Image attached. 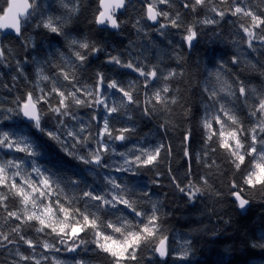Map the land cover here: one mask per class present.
I'll return each mask as SVG.
<instances>
[{"label":"trees","instance_id":"obj_1","mask_svg":"<svg viewBox=\"0 0 264 264\" xmlns=\"http://www.w3.org/2000/svg\"><path fill=\"white\" fill-rule=\"evenodd\" d=\"M151 0L128 1L125 10L117 14L121 22L119 29L110 27L103 28L97 25L95 17L98 12V0H78V11L69 14L61 5V0H37V12L23 25L22 36L4 35L0 31V46L5 47V60L0 63V109L15 107L17 97L23 99L26 92H33L36 95V71L38 67L44 69L45 74L57 80V86L61 90L71 88L67 81L57 76L60 68L71 73L72 64H76V81L89 87L96 84L97 73H103L105 84L110 80H117L122 86L134 83L133 97L137 104L128 105L126 112L131 116L120 115L116 117L115 127H133L134 131L128 133L130 139L125 142L117 141L115 148L119 152L131 149L130 144L141 143V147L155 146L164 143L171 146V155L168 156L162 151L155 166L140 167L129 172H117L114 169L97 168L94 165H86L69 155L61 144L49 138L46 134L37 132L35 129L23 128L31 139L37 144L36 151L39 155L28 156L24 152L12 151L20 156L25 162L23 172H30L35 163L36 166L46 173L54 175V179L60 180V187L69 198L76 197L77 203L74 207L84 210L85 198L82 193L85 190L101 192L106 190L105 177L112 176L122 185H127L136 191V199L140 202L139 207L148 210L152 202H158L159 215L161 216V228L163 235L170 237V256L168 259H161L152 251L153 244L142 246L137 253V260L129 264H264V186L257 185L251 188L243 184L247 171L251 168L252 157L246 156L245 163L240 170H236L231 163L229 154L217 144L213 136L211 142L205 145V129L202 127V119L206 109L212 107L213 102L209 98V91L219 89L216 73H220L223 80H226L235 90L239 82H243L246 89H256L257 95L248 93L247 97L225 96L222 102H227L237 115L245 129L250 128L254 121L249 116V111L256 103L258 96H264V46L254 41L253 51L245 43L246 35L240 29L241 23L247 26L248 18L226 15L214 25H202L196 23L206 16H212L209 11L211 5L198 8L196 12L183 7V0H172L171 7L159 5L160 10L168 11L170 14L180 13V28L171 26L158 31L159 23L165 22L160 17L158 23H153L145 18L147 4ZM218 7L228 8V4ZM248 7H251L258 15H264V0H245ZM8 6V0H0V16ZM71 6V4H70ZM48 16L58 18L55 22L62 28V34L50 32L41 24ZM139 21V25H137ZM190 24H196L197 37L192 41L191 47L183 39L185 29ZM40 25V26H37ZM142 28V31H138ZM258 34L260 29L256 30ZM163 33V34H161ZM87 40L91 46L101 49L99 52L88 55L83 65L75 61L74 51L79 50L72 46L70 41ZM34 45V47H33ZM82 51V50H81ZM109 55H119L122 61L133 60L138 66H143L147 72L155 66L158 69L159 81H153L147 88L143 86V77L131 69L119 67L107 62ZM233 57L237 63H233ZM17 61L23 67V74L16 71ZM71 62V63H70ZM178 74L163 80L170 71ZM13 77H17L13 80ZM167 83L171 91L169 96H176L177 103L169 105L170 110H161L156 105V111L150 115L143 114V102L145 93L151 94L154 86L160 87ZM7 85V87H5ZM41 87H50L48 82H41ZM108 95L113 96L112 91ZM120 93H115L113 99L119 101ZM246 100V102H245ZM50 102L58 103L57 96L53 94ZM40 107L47 112V106ZM78 115L87 122L92 109L81 107ZM8 113L0 112V117ZM98 115L103 116V111ZM222 119L225 117L221 116ZM27 124L22 117L13 114L10 119L0 123L3 128H19L21 124ZM65 123L72 126L76 121L65 119ZM230 123V122H229ZM42 127L55 131L57 128L55 118L49 113L42 121ZM112 119L110 118V126ZM163 125V127H161ZM214 129L219 125L213 121ZM101 125L93 123L90 131L96 135ZM191 132L188 141L185 136ZM115 134V133H114ZM61 139H64L61 136ZM247 148L249 139L242 137ZM71 143V142H69ZM135 146H137L135 144ZM89 147H94L90 143ZM187 147L192 154L191 173H189V160L184 155ZM207 149L215 148V152L203 153ZM69 151H72L69 148ZM83 154V149L76 150ZM201 159L198 161L196 156ZM119 156H105V162L114 164L120 161ZM215 161L212 168L205 167V163ZM171 169V172L169 171ZM22 172V174H23ZM172 177L181 186L187 184L191 179L195 184L201 186L202 194L197 195L193 200L180 192L173 183ZM201 177L207 178V186L203 185ZM17 183L21 181L16 178ZM32 179L39 178L32 173ZM75 182V183H74ZM235 182L237 189H233ZM242 188L241 195L249 200L246 209H240L238 202L232 192ZM148 192V196L142 195ZM55 200V196L52 197ZM7 204L9 211H19L21 205L18 198L10 197ZM61 203H67L61 197ZM53 207H56L53 204ZM122 212L130 219L134 214L123 205L118 209H108L101 213V219L112 218L113 212ZM6 216L3 208H0V217ZM19 222L9 220L4 223L0 219V231L8 232ZM36 223L31 226L24 225L22 234L27 238L39 241L47 239L54 242L55 237L36 233ZM50 231V230H49ZM111 231V230H108ZM86 241L76 252H67L64 245H57L60 252L45 251L39 245L33 253L27 245L20 243L19 251L25 255H36L39 259L41 254L48 256L42 264H52V257L63 261V264H76L83 260L85 264H113L112 258L99 250L92 243V235L88 232L81 233ZM11 239L18 240L13 234ZM187 243L190 249L187 259H177V252L182 243ZM16 245H8L7 249L0 248V264H13L19 257L15 255ZM86 249V250H85ZM21 264H32V262H21Z\"/></svg>","mask_w":264,"mask_h":264},{"label":"snow or ice","instance_id":"obj_2","mask_svg":"<svg viewBox=\"0 0 264 264\" xmlns=\"http://www.w3.org/2000/svg\"><path fill=\"white\" fill-rule=\"evenodd\" d=\"M171 3L172 0H151L147 4L145 13L147 20L155 24L158 22V18L163 17L166 21V23H159L158 31L169 26L173 28L181 27L179 12L170 14L168 11L159 8V5L171 7ZM218 3L219 5H226L228 0H218ZM61 5L69 14L78 11V0H61ZM206 5H211L209 11L213 15L206 16L196 23L214 25L226 15L247 17L249 21L247 26L243 23L239 25L246 35L245 43L253 51L256 50L254 41L264 46V15H258L251 7L247 6L245 0H232V4L228 8L218 7L214 0H183V7L185 9L190 8L192 12H196L198 8ZM98 6L95 17L96 24L119 29L121 22L117 19V13L126 9L128 0H98ZM37 10V0H31V3H29V0H8L4 15L0 16V29L10 28L14 30L17 36L22 35L23 25L35 15ZM57 19L48 16L41 24L50 32L61 35L62 28L55 22ZM137 25H139V21H137ZM257 29L261 30L260 34L257 33ZM142 30V28H138V31ZM185 32L183 39L191 47L192 41L197 37L196 24L188 25ZM70 44L79 49L73 53L75 61L79 62V65L84 64L89 54L101 50L93 45L91 46V53H89L90 45L87 40L72 39ZM5 52V47L0 46V63L5 60ZM107 62L138 73L139 76L144 78L142 83L145 88L153 81H159L160 79L158 69L155 66L146 72L143 66H138L131 59L122 61L119 55H109ZM232 62L237 63L235 57H233ZM75 67L76 64L73 63L71 73L64 68H60L57 73L58 77L71 85V88L65 90H61V87L57 86V80L45 74L42 67H38L36 71V95L34 96L31 91L26 92L23 99L16 98L14 108L0 109V112L8 113V115L0 117V123L10 119L13 114L20 116L23 120L29 122L27 124L21 123L18 126L21 131L25 127L35 129L61 144L69 155H75V158L82 163L94 165L97 168L114 169L117 172H129L140 167L155 166L162 151H165L168 156L171 155V146H166L164 143L151 148L133 146L124 152L117 151L114 146L115 143L129 140L130 136L127 134L134 131L133 127H115L117 116L124 115L127 119H131V116L125 111L128 105L137 104L139 106V102L133 97L134 83L122 86L117 80H110L105 84L103 73H97L94 87L79 82L74 83L76 81ZM16 71L21 75L24 71L19 61H17ZM182 74H178L173 70L162 78L167 81ZM215 76L220 84L219 89L211 91L205 89L213 102L212 107L206 109L205 116L202 119V127L205 129V145L207 146L215 136L218 146L229 154L231 163L236 170H240L245 163L246 156L252 157V165L244 177L243 184L251 188H255L257 185L264 186V96H258L256 105L250 109L249 116L254 123L250 128L245 129L235 112L228 107L227 102H222L224 97L220 96V93L228 97H235L239 93L240 97L246 98L249 92L257 95L256 89H246L243 82H239L238 88L233 90L232 86L222 79L220 73H216ZM16 79L17 77H13V80ZM41 82H48L50 87H41ZM109 91H112L113 96L115 93L122 94L121 99L119 101L114 100L113 96L108 95ZM170 91V86L165 83L160 87L154 86L151 94L146 92L142 107L143 114L147 116L150 115V112L156 111V105H159L161 110H170L169 105L177 103L176 96H169ZM53 94L58 99V103L55 105L50 102ZM41 104L47 106V112L40 107ZM81 107L93 110L87 122L76 111ZM100 111H103V116L98 115ZM49 113L55 118L57 125L55 131L48 130L41 125V121ZM221 116L225 117L226 120L222 119ZM110 118L112 119L111 126ZM65 119L76 121V123L69 126L65 123ZM213 121L219 125L218 129L213 128ZM93 123L101 125L95 136L89 130ZM13 135L15 134L0 131V149L24 152L28 156L39 155L36 151L37 146L34 139H31L28 135H19L16 139H13ZM61 136L64 139H61ZM245 136L249 139L247 148L242 139ZM190 137L191 132L189 131L185 136V140L188 141ZM90 143H94V147H89ZM69 148L72 151H69ZM78 148L84 150L83 154L76 151ZM209 151L215 152L216 149L206 148L203 155L207 156ZM184 155L189 160V173H191L190 161L192 154L189 153L187 147ZM105 156H119L121 160L109 164L105 162ZM196 159L199 161L201 157L197 155ZM214 166V160L211 163H205V167L212 168ZM12 169L14 171H10ZM23 169V160H4L0 158V208H3L6 212V216L0 217V219H3L4 223L9 220L19 222L8 232L0 231V248L7 249L10 244L17 246L15 255L19 257V260L14 261L13 264H21V262L42 264L43 260L49 259L48 256L43 254L39 259L36 255H25L19 251L18 245L20 243L27 245L33 253L38 245L45 251L54 252L61 251V248L57 245H64L65 251L76 252L82 245L86 244L81 236V233L84 232L92 235V243L99 250L108 254L112 258L113 264H129V262L136 261L138 251L142 246H147L149 242L153 244V253L161 259H166L169 256L167 236L163 235L161 228L158 202H152L148 210L141 209L139 207L140 202L136 199L139 194L127 185L117 182L115 177L108 176L105 177L108 185L106 190H101L99 193L92 190L83 191L82 198H85V203L84 210L81 211L80 207H74L77 198H69L64 193L63 188L60 187V180L53 178L55 174H47L46 170H42L35 163H33L30 172H23ZM169 171L171 172V169ZM32 173H35L39 179H32ZM17 177L21 181L20 184L17 183ZM200 179L203 185L207 186V178L201 177ZM172 180L176 188L184 193L190 201L203 192L202 187L195 184L191 179L184 186H181L175 177H172ZM232 187L237 189L235 182L232 183ZM242 191L243 189L240 188L232 192L240 209H244L249 204V200L241 195ZM142 195L148 196L149 193L145 191ZM53 196H55L54 201L52 200ZM10 197L18 198L21 205L19 211L8 210L5 202ZM61 197L67 203V207L64 203H61ZM53 204L56 207H53ZM120 205L129 209L134 214V218L130 219L124 213L116 211L111 214L112 218L101 219L102 212H106L108 209H118ZM32 222L37 225L35 227L36 233L54 236V242H49L47 239L36 241L23 235L22 227L24 225L31 226ZM13 234L18 236L19 239H11L10 237ZM187 243L178 253L177 259L184 260L188 258L190 249L187 247ZM52 264H63V261L52 257ZM76 264H85V262L81 260L77 261Z\"/></svg>","mask_w":264,"mask_h":264},{"label":"rangeland","instance_id":"obj_3","mask_svg":"<svg viewBox=\"0 0 264 264\" xmlns=\"http://www.w3.org/2000/svg\"><path fill=\"white\" fill-rule=\"evenodd\" d=\"M0 131H7L10 134L14 133L15 135H13V139H16L17 136H19V135H27L25 132H23V130L21 131L19 128H3V127H0ZM135 144L137 146H140V147L142 146L141 143H135ZM135 144L132 143L129 146L133 147V146H135ZM36 146H37V144H36ZM151 147L152 146H150L148 148H151ZM12 151H14V150L0 149V158H2L4 160H18V161L21 160L19 154L16 155ZM24 165H26L25 162H24ZM10 171H14V169H12ZM183 244L185 245L186 243L184 242V243L180 244V246H183ZM181 250H182V248H180L177 252H175V254L178 255V253H180ZM180 264H186V263H185V261H182V262H180Z\"/></svg>","mask_w":264,"mask_h":264},{"label":"water","instance_id":"obj_4","mask_svg":"<svg viewBox=\"0 0 264 264\" xmlns=\"http://www.w3.org/2000/svg\"><path fill=\"white\" fill-rule=\"evenodd\" d=\"M129 1V0H128ZM130 1H134V0H130ZM29 3H31V0H29ZM121 11H123V10H121ZM119 13V12H118ZM117 13V14H118ZM4 15V13L2 14V16ZM160 21V18H158V22ZM157 22V23H158ZM101 27H103V28H106V26H102V25H100ZM22 30H23V28H22ZM0 31H2L3 32V34L4 35H15V36H17L16 34H15V32H14V30L13 29H10V28H6V29H0ZM20 36H22V35H20ZM19 37V36H18ZM245 198V197H244ZM249 205V204H248ZM247 205V206H248ZM246 206V207H247ZM246 207L244 208V209H246ZM167 246H168V250H169V256H170V246H171V243H170V237L169 236H167ZM169 256L166 258V259H168L169 258Z\"/></svg>","mask_w":264,"mask_h":264}]
</instances>
